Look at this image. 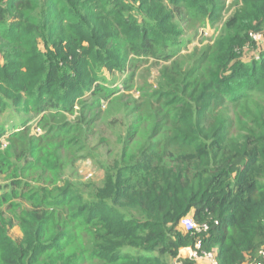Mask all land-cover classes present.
<instances>
[{
  "label": "trees",
  "instance_id": "trees-1",
  "mask_svg": "<svg viewBox=\"0 0 264 264\" xmlns=\"http://www.w3.org/2000/svg\"><path fill=\"white\" fill-rule=\"evenodd\" d=\"M235 1L212 45L175 58L176 18L216 25L220 0H0V120L33 111L44 130L0 124V264H172L197 239L218 264L262 261L264 0ZM131 55L167 63L159 89L126 114L102 185L64 178L121 99L105 71Z\"/></svg>",
  "mask_w": 264,
  "mask_h": 264
},
{
  "label": "rangeland",
  "instance_id": "rangeland-1",
  "mask_svg": "<svg viewBox=\"0 0 264 264\" xmlns=\"http://www.w3.org/2000/svg\"><path fill=\"white\" fill-rule=\"evenodd\" d=\"M221 10L219 12V22L216 25L212 23H203L199 21H192L187 16L177 17L176 23L178 24L182 35L178 38V44L175 45L171 54L176 57H191L197 52H201L209 45H212L215 40L221 35L224 28V22L229 18L236 9L235 0H220ZM263 40L264 37L257 38ZM167 63L157 61L151 57H143L140 59L135 58L133 55L129 57L126 67L121 71L110 73L105 71L104 76L107 83L113 88L119 89L121 94L120 101L110 103L108 102L102 108V112L98 115L99 123L96 129V134L91 139L95 150L91 152V156H84L85 152L81 150L80 156H70L66 158V169L64 178H69L75 183H93L95 185H102L105 179V171L102 167L104 164L113 165L114 153L117 154L121 148L119 139L124 137L126 128L131 124L132 118L126 116L127 113H133L134 108L137 107L142 101L153 98V94L160 87L161 72ZM108 83V84H109ZM127 84L130 87L126 88ZM115 99V98H114ZM258 104L252 103L251 108L256 112ZM23 120L16 125H8L6 127V137L8 134L14 132L15 128L24 125H31V135L38 137L44 133V130L39 128L38 121L41 119L36 112H7L0 120V124L7 125L9 122ZM32 120V121H31ZM73 120V118H71ZM31 121V122H30ZM145 131L147 129H144ZM127 137V135H126ZM125 137V138H126ZM148 135L143 134L133 144L134 152H137L147 143ZM102 139V141H101ZM108 140L110 142H108ZM8 143L6 141L0 142V149H5ZM107 154L111 155V160L108 161ZM82 155V156H81ZM6 180L4 176L0 175V186H4ZM9 235L15 240H21L23 234L19 227L12 228ZM189 255V254H188ZM181 257V258H180ZM183 259H190L188 256H180L172 260V264H182ZM197 264H206L196 261Z\"/></svg>",
  "mask_w": 264,
  "mask_h": 264
},
{
  "label": "built area",
  "instance_id": "built-area-1",
  "mask_svg": "<svg viewBox=\"0 0 264 264\" xmlns=\"http://www.w3.org/2000/svg\"><path fill=\"white\" fill-rule=\"evenodd\" d=\"M258 37L260 38V36H256V39ZM181 225L184 230L188 233L201 234L209 231L208 224L199 225L190 216L185 217L182 220ZM188 250V257L192 260L208 261L210 264H218L217 256L214 252H206L203 250V241L201 239H197L194 246L188 248ZM260 255L262 257V261L247 262L244 264H264V247L261 250Z\"/></svg>",
  "mask_w": 264,
  "mask_h": 264
},
{
  "label": "crops",
  "instance_id": "crops-1",
  "mask_svg": "<svg viewBox=\"0 0 264 264\" xmlns=\"http://www.w3.org/2000/svg\"><path fill=\"white\" fill-rule=\"evenodd\" d=\"M181 254H182L183 256H188V254H189V250H188V248L183 249V250L181 251ZM200 262H202V263H206V264H210L208 261H200Z\"/></svg>",
  "mask_w": 264,
  "mask_h": 264
}]
</instances>
